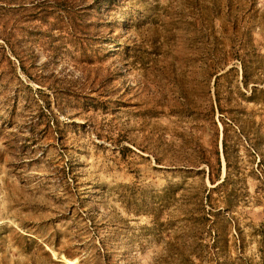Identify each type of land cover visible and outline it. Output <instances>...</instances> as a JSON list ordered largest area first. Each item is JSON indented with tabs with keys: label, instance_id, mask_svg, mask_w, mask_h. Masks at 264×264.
<instances>
[{
	"label": "rangeland",
	"instance_id": "obj_1",
	"mask_svg": "<svg viewBox=\"0 0 264 264\" xmlns=\"http://www.w3.org/2000/svg\"><path fill=\"white\" fill-rule=\"evenodd\" d=\"M242 61L264 89V0H0V264L200 263L220 107L264 158ZM230 144L221 261L264 264V160Z\"/></svg>",
	"mask_w": 264,
	"mask_h": 264
},
{
	"label": "trees",
	"instance_id": "obj_2",
	"mask_svg": "<svg viewBox=\"0 0 264 264\" xmlns=\"http://www.w3.org/2000/svg\"><path fill=\"white\" fill-rule=\"evenodd\" d=\"M242 67L245 86H248L250 83H254L253 90L251 91V101L259 103L262 109H264V89L259 88L258 86L259 82L256 81L258 79H255L257 76L256 71H247L243 61ZM218 110L221 113L220 120L223 125L222 153L226 163V176L221 182L214 183L215 180L213 176L217 174L218 168L212 165L209 157H205L203 159L209 168L208 177L215 186L208 189L204 198L196 203L192 212V220L198 228L208 232L210 237H212V243L211 247H202L201 255L198 258L200 263L193 261L192 264H224L223 261H221V256L225 248L222 246L226 245V240L224 238L225 230L228 224L231 225L234 223L233 209L236 206L231 200V193L225 192V188H228L229 185L235 186L239 182L242 183L239 168L237 166H233L230 161L231 139L239 134H247L252 142V150L255 156L259 158L258 165L264 160V158H262L263 155H261L259 151L260 149H258L260 145L258 131L254 129V126H252L254 121L245 119L243 117V112L238 110L230 109V111H228L230 113L228 117L224 115V109L220 107ZM216 155V166H219L220 160L218 158V153H216ZM258 174L260 176L259 179H261L264 183L263 169H260ZM215 194L217 195L215 196ZM238 232H241L239 226L235 231V235L238 236Z\"/></svg>",
	"mask_w": 264,
	"mask_h": 264
}]
</instances>
